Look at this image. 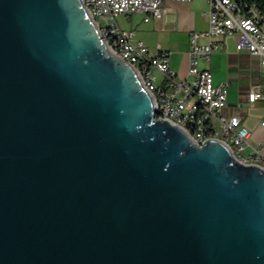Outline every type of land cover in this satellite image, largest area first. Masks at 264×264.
Returning a JSON list of instances; mask_svg holds the SVG:
<instances>
[{"label": "water", "instance_id": "obj_1", "mask_svg": "<svg viewBox=\"0 0 264 264\" xmlns=\"http://www.w3.org/2000/svg\"><path fill=\"white\" fill-rule=\"evenodd\" d=\"M0 264H264V166L157 117L83 0H0Z\"/></svg>", "mask_w": 264, "mask_h": 264}, {"label": "built area", "instance_id": "obj_2", "mask_svg": "<svg viewBox=\"0 0 264 264\" xmlns=\"http://www.w3.org/2000/svg\"><path fill=\"white\" fill-rule=\"evenodd\" d=\"M83 1L111 50L135 67L142 84L151 92L157 117L180 126L197 143L219 139L239 160L264 166L261 148L248 150L250 130L241 116L224 113L229 81L215 82L211 70L200 68V61L210 59L222 46L219 38L235 34L237 49L251 53L264 68V11L255 1L210 0L206 12L209 27L191 33L188 76L183 78L172 69L168 50L159 46L152 54L134 30L122 28L117 21L124 13H142L145 21L162 18L164 2L172 0ZM203 38H207L206 43H202ZM248 100H264L261 84L251 87Z\"/></svg>", "mask_w": 264, "mask_h": 264}, {"label": "crops", "instance_id": "obj_3", "mask_svg": "<svg viewBox=\"0 0 264 264\" xmlns=\"http://www.w3.org/2000/svg\"><path fill=\"white\" fill-rule=\"evenodd\" d=\"M209 4L210 0L166 1L163 4L162 18L144 20L152 24L142 33V36L138 31L131 30L136 32L137 38L144 40L152 54L158 51L159 46L168 50L172 69L177 72L179 78H183L188 76L191 33L206 30L209 27L206 15ZM158 30L177 32L179 36L170 35L164 40L157 35ZM219 39L222 40V46L214 51L210 59H202L200 68L211 70L215 82L229 81L228 105L224 113L226 115L239 114L250 130L248 150L261 148L264 153V100L256 102L248 100V91L253 85L261 84L264 88V68L251 53L237 49V36H234L233 41H228L227 36ZM201 41L206 43L207 38ZM228 47L236 50L221 52V49L226 50Z\"/></svg>", "mask_w": 264, "mask_h": 264}, {"label": "rangeland", "instance_id": "obj_4", "mask_svg": "<svg viewBox=\"0 0 264 264\" xmlns=\"http://www.w3.org/2000/svg\"><path fill=\"white\" fill-rule=\"evenodd\" d=\"M117 21L119 22L120 26L124 29H134L136 31L139 32V34L142 36V33L144 31H146L147 29H149V27H151V24L152 22H145L144 21V15L142 13H124V14H120L118 17H117ZM199 24L202 25V22L199 21ZM201 25L199 27H201ZM157 35L161 38H163L165 40V37L168 38V36L170 35H175L177 32H169V31H166V32H161V31H157ZM156 35V33H155ZM177 36H179V34H176ZM234 36H227V39L228 41H233L234 39ZM236 50L235 48H232V47H228L226 48V50L224 49H221V52H225L226 51H229V52H232ZM155 74L157 75H160L158 73V71H154Z\"/></svg>", "mask_w": 264, "mask_h": 264}, {"label": "trees", "instance_id": "obj_5", "mask_svg": "<svg viewBox=\"0 0 264 264\" xmlns=\"http://www.w3.org/2000/svg\"><path fill=\"white\" fill-rule=\"evenodd\" d=\"M264 11V0H253Z\"/></svg>", "mask_w": 264, "mask_h": 264}]
</instances>
